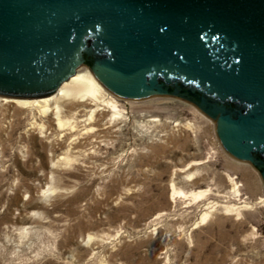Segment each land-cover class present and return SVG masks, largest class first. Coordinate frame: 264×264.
<instances>
[{
	"label": "rangeland",
	"instance_id": "1",
	"mask_svg": "<svg viewBox=\"0 0 264 264\" xmlns=\"http://www.w3.org/2000/svg\"><path fill=\"white\" fill-rule=\"evenodd\" d=\"M107 93L121 121L68 135L52 114L0 101V264H264L263 184L214 122L177 98Z\"/></svg>",
	"mask_w": 264,
	"mask_h": 264
},
{
	"label": "water",
	"instance_id": "2",
	"mask_svg": "<svg viewBox=\"0 0 264 264\" xmlns=\"http://www.w3.org/2000/svg\"><path fill=\"white\" fill-rule=\"evenodd\" d=\"M106 51L92 70L125 100L166 96L157 77L182 76L251 105L213 119L223 150L264 187V0H0V97L46 98L82 66L86 40Z\"/></svg>",
	"mask_w": 264,
	"mask_h": 264
},
{
	"label": "bare ground",
	"instance_id": "3",
	"mask_svg": "<svg viewBox=\"0 0 264 264\" xmlns=\"http://www.w3.org/2000/svg\"><path fill=\"white\" fill-rule=\"evenodd\" d=\"M76 72H77V70H76ZM107 92L108 91H106L97 82V80L94 78V76L91 74V72L84 71L82 73L77 72L76 74H74V76L69 77L67 81L60 84V86L54 92V94H52L46 98L32 99V100L31 99L2 98L0 101H2L4 103H14V104L22 105L25 107H29L30 109L38 108L37 111L40 113V115H42V117L47 116L49 114H52L54 120L56 121L54 123V126L56 127V129L59 132H63L62 133L63 135L67 134L68 130L69 131H73V130L75 131L76 128H80L81 126H83V127L85 126L84 129L86 128V126L90 127L87 130V132L84 131V134H85V132L91 133L93 131H96L97 130L96 128H101L104 124L101 126L100 121H101V119L106 118L107 116L110 117L109 118L110 123L112 120L121 121V119L123 118L121 110L119 109V105L116 102V100L114 99L115 97L114 98L110 97ZM62 105H63V108H66L67 113L72 111V116L70 118L69 117L65 118V116H63ZM109 122L105 123V124L109 125L110 124ZM152 122L155 124L158 121L152 120ZM104 126H106V125H104ZM45 128H48V127L44 126V128H42L41 130H44ZM50 129H52V128H50ZM76 131H77V129H76ZM139 132H141V131L139 130ZM72 133H70V134H72ZM89 136H90V134H89ZM63 137L64 136H62V138ZM94 138H96V135ZM97 139H98V137H97ZM79 154H81V153H79ZM188 167H189V164H188ZM189 177H191V175H189ZM191 179H194V178L192 177ZM232 183H233V187L231 188L230 192L233 193V195L235 197L240 196V191L238 189V185L236 184V182L235 183L232 182ZM179 193H181V195H183V197H185V198H192L193 201H200L208 195L209 191L204 190V191H199V192L198 191L197 192H189L187 194L182 193V192H179ZM172 198H173V193L171 194V199ZM236 210H238V208L234 207V206L224 207L223 214L227 215V214L233 213ZM205 211L206 212L203 213V215H201L202 216L201 217L202 222H204L208 217H210V214H212L215 211V206L207 205V206H205Z\"/></svg>",
	"mask_w": 264,
	"mask_h": 264
},
{
	"label": "flooded vegetation",
	"instance_id": "4",
	"mask_svg": "<svg viewBox=\"0 0 264 264\" xmlns=\"http://www.w3.org/2000/svg\"><path fill=\"white\" fill-rule=\"evenodd\" d=\"M93 42V39L86 40L85 48L79 57L82 66H87L91 70L102 59L108 57L106 51L95 50ZM156 82L157 88L166 96H170L177 91L179 98L182 97L196 104L202 110V113L204 112L206 116H211L213 119L221 114H227L231 118H235L238 114L247 113L251 107L250 104L236 97H221L214 92L208 91L205 85L186 81L182 76L163 77L158 75ZM252 156L254 162L264 169V153L256 152Z\"/></svg>",
	"mask_w": 264,
	"mask_h": 264
}]
</instances>
